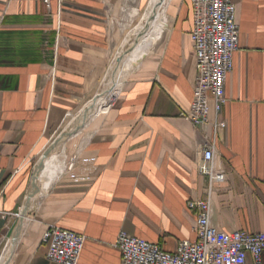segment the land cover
<instances>
[{
    "label": "crops",
    "instance_id": "0c3cea01",
    "mask_svg": "<svg viewBox=\"0 0 264 264\" xmlns=\"http://www.w3.org/2000/svg\"><path fill=\"white\" fill-rule=\"evenodd\" d=\"M232 1L238 48L221 112L210 101L205 127L180 115L196 77L193 14L191 0H169L159 34L107 110L65 141L62 170L26 210L9 264H56L46 259L50 226L85 237L78 264H120L121 232L170 252L194 240L186 202L207 196L205 141L226 175L210 195L211 224L264 232V0ZM121 3L0 0V245L19 223L37 161L103 82ZM215 121L226 127L214 134Z\"/></svg>",
    "mask_w": 264,
    "mask_h": 264
},
{
    "label": "built area",
    "instance_id": "2783aa9c",
    "mask_svg": "<svg viewBox=\"0 0 264 264\" xmlns=\"http://www.w3.org/2000/svg\"><path fill=\"white\" fill-rule=\"evenodd\" d=\"M49 9L51 0H41ZM193 29L191 42L196 61L193 98L180 115L196 126L209 122L208 104L213 103L219 114L226 102L225 81L233 67V53L238 48L239 25L232 0H191ZM224 121H215L213 132L225 128ZM213 142L201 146L199 172L208 177L206 198H189L186 208L195 217V239L181 240L173 252L159 244L121 232L115 241L120 264H262L264 232L244 230L224 232L210 222V195L214 185L226 180L223 170L214 166ZM20 211L14 215L18 217ZM43 240L47 245L46 259L56 264H78L85 237L58 226H50Z\"/></svg>",
    "mask_w": 264,
    "mask_h": 264
},
{
    "label": "bare ground",
    "instance_id": "6f19581e",
    "mask_svg": "<svg viewBox=\"0 0 264 264\" xmlns=\"http://www.w3.org/2000/svg\"><path fill=\"white\" fill-rule=\"evenodd\" d=\"M168 1L147 0L145 9L140 14L137 28L135 26V36L128 42L126 51L120 57H116L115 54L117 52H114L113 61L104 76L105 86L103 91L95 95L93 94L94 96L88 100L87 106L80 109V113L70 115L67 118L62 131L54 137V140L51 141V144L41 155L39 161H37L30 187L23 204H20L19 223L12 235L5 239V245L3 244L4 247L0 253L1 264H9L26 210L39 201L62 170L65 141L83 129L97 114L107 110L112 100L118 94L127 75L137 67L147 46L159 34L158 32H160L163 24L164 10ZM42 183L43 189L40 190L39 188Z\"/></svg>",
    "mask_w": 264,
    "mask_h": 264
},
{
    "label": "rangeland",
    "instance_id": "374dc122",
    "mask_svg": "<svg viewBox=\"0 0 264 264\" xmlns=\"http://www.w3.org/2000/svg\"><path fill=\"white\" fill-rule=\"evenodd\" d=\"M146 3H147L146 0H122V3L120 4L119 12L117 13V16L115 17L116 19L115 22H117L116 24L117 34L115 37L116 39L114 41V44L112 45V48L114 47L112 58H113L115 51L117 52V53L115 52L116 57H120L123 54V52L126 51L125 49L128 47V42H130L135 36V30L138 26L137 24H139V21H140V14L143 13ZM112 61L113 59L110 60V64ZM104 81H105V78H103V82L101 83L100 87L98 88L95 94L101 93L103 91L104 86H105ZM93 96H91L89 99H91ZM89 99L86 100V102L80 107V109H82L84 106H87V102ZM80 109L74 114L80 113L81 111ZM64 125L59 130V132L55 134V137L62 131ZM39 189L40 190L43 189V183L41 184ZM3 244L5 245V243ZM3 244L0 245V253L4 247Z\"/></svg>",
    "mask_w": 264,
    "mask_h": 264
}]
</instances>
